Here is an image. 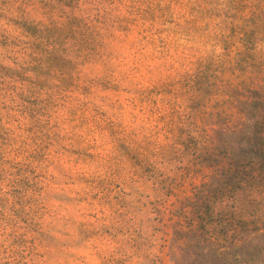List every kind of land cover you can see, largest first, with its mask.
I'll list each match as a JSON object with an SVG mask.
<instances>
[{"label": "rangeland", "instance_id": "obj_1", "mask_svg": "<svg viewBox=\"0 0 264 264\" xmlns=\"http://www.w3.org/2000/svg\"><path fill=\"white\" fill-rule=\"evenodd\" d=\"M0 264H264V0H0Z\"/></svg>", "mask_w": 264, "mask_h": 264}]
</instances>
